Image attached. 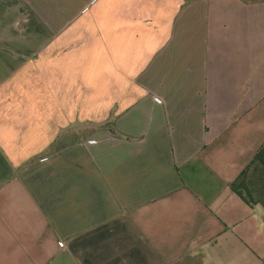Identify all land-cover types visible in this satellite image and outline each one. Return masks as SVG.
Masks as SVG:
<instances>
[{
    "label": "crops",
    "instance_id": "1",
    "mask_svg": "<svg viewBox=\"0 0 264 264\" xmlns=\"http://www.w3.org/2000/svg\"><path fill=\"white\" fill-rule=\"evenodd\" d=\"M263 142L264 0H0V264H264Z\"/></svg>",
    "mask_w": 264,
    "mask_h": 264
},
{
    "label": "trees",
    "instance_id": "2",
    "mask_svg": "<svg viewBox=\"0 0 264 264\" xmlns=\"http://www.w3.org/2000/svg\"><path fill=\"white\" fill-rule=\"evenodd\" d=\"M260 169L259 173L254 174L253 171ZM251 175H261V183L257 184L255 188L257 196L254 195L253 189L249 185L250 172ZM264 142L257 149L255 154L249 163L240 171V173L230 183V187L235 191L241 198L248 203L254 201H262L264 203Z\"/></svg>",
    "mask_w": 264,
    "mask_h": 264
},
{
    "label": "rangeland",
    "instance_id": "3",
    "mask_svg": "<svg viewBox=\"0 0 264 264\" xmlns=\"http://www.w3.org/2000/svg\"><path fill=\"white\" fill-rule=\"evenodd\" d=\"M252 171L253 170H251V172H250V176H253V175H251V173H252ZM259 171H261L260 169H258V170H255V171H253V173L254 174H257V173H259ZM264 174V173H263ZM262 175V174H261ZM261 175H254L253 177H250V179H249V185L251 186V188L253 189V192H254V195L255 196H257V193H256V190H255V188L257 187V184H259V183H261L262 181H261ZM264 198V197H263Z\"/></svg>",
    "mask_w": 264,
    "mask_h": 264
}]
</instances>
